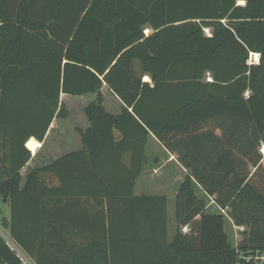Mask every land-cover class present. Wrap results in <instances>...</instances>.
Listing matches in <instances>:
<instances>
[{"label": "trees", "instance_id": "16d2710c", "mask_svg": "<svg viewBox=\"0 0 264 264\" xmlns=\"http://www.w3.org/2000/svg\"><path fill=\"white\" fill-rule=\"evenodd\" d=\"M62 93L96 95L82 147L27 167ZM153 136L186 169L173 237L168 195L135 191ZM262 146L264 0H0V194L33 264H264ZM0 264H26L1 233Z\"/></svg>", "mask_w": 264, "mask_h": 264}, {"label": "crops", "instance_id": "0c3cea01", "mask_svg": "<svg viewBox=\"0 0 264 264\" xmlns=\"http://www.w3.org/2000/svg\"><path fill=\"white\" fill-rule=\"evenodd\" d=\"M253 54V53H252ZM147 76V78H146ZM144 76L145 81L151 82V79L148 75ZM147 79V80H146ZM110 100H108L107 95L105 96V105L108 110L117 113L121 110V101L120 99L109 92ZM95 94H89L88 101L84 103L82 100V114L78 119H71V113L67 118H58L55 117L51 122L46 135L43 140L38 139L35 136H30V139H34L37 143L35 149L28 147L30 149L33 158L28 163V166L43 165L51 159H55L67 151L80 149L82 147L81 137L78 131V128H86L88 126V121L84 115L83 109L84 106L91 100L95 99ZM69 98L68 95L62 93L61 99L65 100ZM82 98V97H79ZM27 141V142H28ZM152 148V153L149 154V148ZM147 158L148 162L142 176L138 179L135 191L137 194H163L166 192H161V185L157 182L158 179H162L165 176L171 174L169 171H175V178H166L167 182L173 183L172 187L175 188L177 183H179L186 169L178 162L175 154H172L166 148L161 145L160 142L153 136L148 143L147 147ZM152 158V159H151ZM27 167H25V173L27 172ZM45 178L49 181L50 184L56 185L59 183L58 178L53 174L46 173L44 174ZM148 177V178H147ZM176 181V182H175ZM159 183V184H158ZM178 188V186H177ZM147 190V191H146ZM199 193H204L200 188L197 189ZM177 190L174 192L173 197H175ZM198 193V192H197ZM198 193V194H199ZM167 194V193H166ZM199 194V195H200ZM169 197V194H167ZM170 199V198H169ZM75 241L80 242L78 237H74Z\"/></svg>", "mask_w": 264, "mask_h": 264}, {"label": "rangeland", "instance_id": "374dc122", "mask_svg": "<svg viewBox=\"0 0 264 264\" xmlns=\"http://www.w3.org/2000/svg\"><path fill=\"white\" fill-rule=\"evenodd\" d=\"M146 32L149 33L150 29L149 28H148V30L146 29ZM207 32L209 33L210 30L207 29ZM253 59L257 60L256 57L253 58V56H251L250 61L254 62ZM104 91H105V93L107 95L108 100H110L109 92L106 90V88H104ZM68 97L69 98H65L64 102L71 107V110H70V113H71V116H72L71 119H73V120L74 119H78L80 117V115L82 114V102H81V100L84 103H86L88 101L89 94H85L83 96H71V95H68ZM79 97H82V98H79ZM260 150L262 151V153H264L263 152L264 151V146H262ZM151 153H152V148L150 146L149 154H151ZM169 171L171 172L170 175H168L167 177L165 176V178L163 177L161 180L158 179L157 182H159L160 185H161V192H166L167 194H169V198L170 199L168 201V213H169V217H170V220H171V222H170V235L173 237L174 234H175V224H174L175 197H173V194L177 190V186L179 185L180 182L177 183V186H175V188L172 187L173 183L167 182L166 178H168V177L173 178L176 175H175V171L172 172L171 169ZM22 172H23V174H25V169H23ZM174 178L177 181V177H174ZM197 192L199 193L198 190H197ZM200 195L204 196V199H205L204 201L206 202V205L208 207L207 208L208 212H220L219 207L217 205H215L212 202V200L205 195V193H201ZM10 213H11V207H10L9 201H7L0 194V228L3 231L7 232L8 234H9L10 231H9V228L5 225V222L7 220H9ZM181 228L185 232L189 230L187 226H184V227H181ZM225 228H226V231L228 233V237H229L230 242L234 246H236L238 244V242L240 241L241 237H242L240 231L243 230L245 228V226H237V225H235L234 222L230 218H228V216H226Z\"/></svg>", "mask_w": 264, "mask_h": 264}, {"label": "built area", "instance_id": "2783aa9c", "mask_svg": "<svg viewBox=\"0 0 264 264\" xmlns=\"http://www.w3.org/2000/svg\"><path fill=\"white\" fill-rule=\"evenodd\" d=\"M253 60H254V62H258L259 61L258 58H257V60H255V59H253ZM0 233L2 234L4 239L6 240V243L9 245L11 250L20 258V260L23 263L33 264V261L31 260L29 255L25 252V250L18 243H16L12 239V237L10 236V233L8 234L7 232L3 231L1 228H0Z\"/></svg>", "mask_w": 264, "mask_h": 264}, {"label": "bare ground", "instance_id": "6f19581e", "mask_svg": "<svg viewBox=\"0 0 264 264\" xmlns=\"http://www.w3.org/2000/svg\"><path fill=\"white\" fill-rule=\"evenodd\" d=\"M242 2H243V1H242ZM147 30H148V29H147ZM252 56H253V58H254V57L258 58L259 54H258V53H253ZM146 78H147V76H146ZM146 80H147V79H146ZM263 152H264V151H263Z\"/></svg>", "mask_w": 264, "mask_h": 264}, {"label": "water", "instance_id": "95a60500", "mask_svg": "<svg viewBox=\"0 0 264 264\" xmlns=\"http://www.w3.org/2000/svg\"><path fill=\"white\" fill-rule=\"evenodd\" d=\"M258 59H260V55L258 56Z\"/></svg>", "mask_w": 264, "mask_h": 264}]
</instances>
